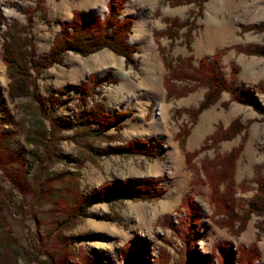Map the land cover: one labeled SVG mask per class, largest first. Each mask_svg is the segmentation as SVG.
I'll return each instance as SVG.
<instances>
[{
  "label": "rangeland",
  "instance_id": "rangeland-1",
  "mask_svg": "<svg viewBox=\"0 0 264 264\" xmlns=\"http://www.w3.org/2000/svg\"><path fill=\"white\" fill-rule=\"evenodd\" d=\"M112 1L0 0V264H123L120 250L130 241L137 246L135 264H153L160 248L169 255L167 264H182L183 260L184 264H204L212 251L222 254L227 243L231 246L229 264H238V247L253 244L259 254L254 264H264V214L251 213L243 229L235 221V236L218 227L215 221L220 218L212 215L211 189L201 172L206 160L234 157V211L240 216L257 193V177L264 176V0H184L178 6L164 0H124L119 18L133 20L127 43L136 48L134 68L125 67L124 59L107 49L86 57L67 52L60 64L37 78L44 110L30 98H8L10 79L2 46L9 28L15 26L12 33L17 39L30 38L36 59L43 60L59 32V22H69L76 10L104 19ZM175 19L188 25L172 40L159 37L160 47L171 58L193 56L194 60L223 51L215 74L243 103L221 92L193 120L188 112L199 107L206 88H195L181 97L167 96L163 79L168 73L153 33L164 31L167 20ZM141 36L147 37V43L141 42ZM235 47L260 50L262 55L239 53ZM252 60L258 62L254 78L244 83L237 80L238 62L247 67ZM108 72V80L79 108V85L88 75L100 81ZM180 82H176L177 94L184 89ZM61 90L64 93L53 104ZM96 102L109 113H130L119 131H108L112 140L93 137L86 126L69 128L74 114L84 117ZM50 118L62 127L56 131L57 140L44 139L40 146L28 143L26 136L34 129L52 131ZM228 127L227 139L205 144L215 131ZM182 129L187 134L181 143L177 135ZM132 139L160 142L156 157L99 154ZM36 150L43 162L35 160L26 171L29 190H22L15 184L22 171L17 156L24 159L25 170ZM196 151L200 153L188 165L185 154ZM128 179L158 180L165 192L150 201L95 202L87 207L86 218L74 219L68 212L69 206L85 201L103 183ZM50 190L55 191L56 202L49 196ZM188 195L197 204L199 224L192 229L198 232V239L186 256L187 234L181 224L185 212L180 202ZM212 261L209 263L217 264L213 257Z\"/></svg>",
  "mask_w": 264,
  "mask_h": 264
},
{
  "label": "trees",
  "instance_id": "trees-1",
  "mask_svg": "<svg viewBox=\"0 0 264 264\" xmlns=\"http://www.w3.org/2000/svg\"><path fill=\"white\" fill-rule=\"evenodd\" d=\"M164 2L170 6H178L181 5L184 0H164ZM123 4L124 0H114L109 2V13L104 19L93 16L91 13L77 10L73 11L72 18L69 22H59V32L54 36L52 46L43 60L36 59L34 43L31 42L30 38L26 37L22 39L18 37L19 39H17L14 33H12L15 26L9 28L7 32L3 34L2 46V59L6 66L7 76L10 79L7 86L8 98L10 100H15L17 98H30L36 102H40L42 110H44V102H42L43 100L40 99L37 94V78L42 71L50 68L54 64H60L67 52L86 57L100 50L107 49L115 55L122 57L124 59L125 67L134 68L135 61L133 59V54L136 52V48L131 47L127 43V37L133 26V20L130 18H119V13L123 8ZM167 22L164 31L153 33L154 41L158 45V50L162 58V64L168 73V76L163 79V85L167 92V96L170 94L171 96L181 97L195 88H206L207 92L205 93L204 99L199 107L196 110L188 112L193 120L201 110L207 108L217 100V97L221 92H227L230 94L231 99L243 103V98L237 95L231 88L222 84L215 74V64L220 62V56L223 51L216 52L211 58L203 57L199 60H194L193 56L185 58L177 56L171 58L166 54V50L158 44V38L165 37L172 40V38H175L178 35L177 31L188 25V22L183 23L176 19L171 21L167 20ZM170 46L172 47V43ZM235 51L247 55H262L260 50H244L240 47H235ZM232 67L233 71H235L236 66ZM109 74L110 72H108L100 81H97L94 75H88L86 81L79 85L78 91L80 95L77 102L79 108L82 105H86L89 98L94 97L96 94L94 90L97 86L101 85L102 81L108 80ZM178 80L181 81L180 83L184 84V89L179 94L176 93V88H178L176 82H178ZM189 84L193 86L189 88ZM63 93L62 90L58 92V96L53 99V104L60 100V96ZM178 112L181 113L180 110L176 111V113ZM128 117H130L129 112L109 113L105 110L103 104L96 102L89 108L84 117L80 113H76L73 115V118L71 119L72 121L68 123L71 124L69 127L71 129L78 126H86L88 127V130H90L88 133L93 137L101 136L103 138H111L112 140L114 138L113 136L107 135L108 131L111 129L119 131L123 121ZM50 121L52 124V131L50 129L47 133L46 130L34 129V132L27 134V142L40 146L44 139L48 138L50 141L57 140L55 137L57 136L56 131L59 132L62 127L57 125L52 118H50ZM93 124H96L97 126L91 130L90 127ZM93 131H95V133H93ZM230 133L231 129L229 127L225 131L218 129L205 140V144L208 142L213 144L223 138L227 139V136H229ZM186 134L187 131L185 129L180 131L177 135L179 142L182 143L183 137L186 136ZM1 141L0 138V143ZM158 147H160V142L158 141L148 144L147 142L138 139H132L126 145L108 147L99 154L108 156L114 153H124L126 155H142L154 158L157 155L156 152ZM199 153L198 151L194 153H186L185 159L188 162L187 164L189 165V161ZM17 157L22 161V171L15 184L21 186L22 190L26 187L25 190L28 191V185L30 182H26L25 184V173L33 167L35 160H40L41 162H43V160L39 154V150H36L33 154L32 163L28 164L24 170V159L20 156ZM220 159L221 160L218 159L217 161H204L201 172L211 189L209 202L212 206V215L220 218L215 221L216 225L220 228H226L230 234L235 236L237 233V230L234 228L235 221H240L242 223L241 229H243L245 226L244 223L251 213L259 215L264 214V176H260V178L257 177L256 179L257 193L251 199L249 208L243 209L244 212L241 216L237 215L234 211L236 205L233 199L232 186V175L234 173V165L232 162L234 157L229 155ZM19 181L22 182L18 183ZM157 183L158 180L154 179H142L139 181L128 179L123 182H105L102 186L93 191L90 197L86 198L85 201L83 200L72 207L69 206L68 212L70 215H73L74 219H80L88 217L86 215V209L95 202L111 203L114 199L149 201L160 199L165 190L159 188ZM136 184H139V186ZM220 188L223 190H220ZM55 195L54 190L49 191V196L56 202ZM70 205L72 204L70 203ZM180 207L183 208L185 212V218L181 224L184 226L187 234L184 238L186 243L183 245L184 247L188 244V249L186 251L187 256L189 255L191 244L195 243L198 239V232L196 230L192 232V229L196 228L199 224V214L197 204L190 195L181 200ZM64 213L67 215L66 209L64 210ZM190 233L194 234L188 238ZM135 247L137 246L134 241H130L121 248L120 258L123 264H135V262H133ZM230 252L231 246L227 243L222 254H217L212 251L210 254L211 256L208 257L210 259L207 258V260H203V262L204 264H210L209 262L210 260L212 261L213 257V260H215L217 264H229L231 260ZM236 252L238 253V264H254V261L259 258L255 244L250 245L247 248L238 247ZM168 257L169 255L166 250L160 248L157 258L153 260V264H167ZM184 263L185 260H183L182 264Z\"/></svg>",
  "mask_w": 264,
  "mask_h": 264
},
{
  "label": "crops",
  "instance_id": "crops-1",
  "mask_svg": "<svg viewBox=\"0 0 264 264\" xmlns=\"http://www.w3.org/2000/svg\"><path fill=\"white\" fill-rule=\"evenodd\" d=\"M226 39V38H225ZM211 47H213V49H217L218 47H214L212 45H209ZM258 64V62H256L255 60H252L249 65H247V67H245V64H240V62H238V65H240V67L238 66L239 72H237V80H241L243 83L246 81L248 82L249 80H252L254 78V67L255 65Z\"/></svg>",
  "mask_w": 264,
  "mask_h": 264
},
{
  "label": "bare ground",
  "instance_id": "bare-ground-1",
  "mask_svg": "<svg viewBox=\"0 0 264 264\" xmlns=\"http://www.w3.org/2000/svg\"><path fill=\"white\" fill-rule=\"evenodd\" d=\"M138 29V28H137ZM139 30V29H138ZM142 37V38H141ZM141 42H146L147 43V37L141 36ZM139 38V37H138Z\"/></svg>",
  "mask_w": 264,
  "mask_h": 264
}]
</instances>
